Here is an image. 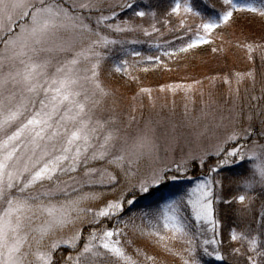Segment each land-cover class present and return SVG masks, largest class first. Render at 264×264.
Returning a JSON list of instances; mask_svg holds the SVG:
<instances>
[{
  "label": "snow or ice",
  "instance_id": "obj_1",
  "mask_svg": "<svg viewBox=\"0 0 264 264\" xmlns=\"http://www.w3.org/2000/svg\"><path fill=\"white\" fill-rule=\"evenodd\" d=\"M218 3L0 0V264H264V144L252 139L264 137V83L213 150L141 173L159 145L147 126L121 134L106 78L135 80L217 39L211 51L225 52L232 41L217 30L264 21V0ZM260 41L235 44L264 65ZM245 81L255 89L254 68L235 74L237 101ZM246 163L242 194L223 197V173ZM193 167L207 172L189 184ZM218 205L234 213L226 238Z\"/></svg>",
  "mask_w": 264,
  "mask_h": 264
},
{
  "label": "rangeland",
  "instance_id": "obj_2",
  "mask_svg": "<svg viewBox=\"0 0 264 264\" xmlns=\"http://www.w3.org/2000/svg\"><path fill=\"white\" fill-rule=\"evenodd\" d=\"M155 3L163 9L167 7L169 0H155ZM240 26L264 30V21L242 16L231 28L217 30L223 34L225 40L232 41L231 44L223 45L225 52L211 51L220 44L217 39L213 44L202 45L190 53L181 54L185 57L183 60L172 59L162 67L148 66L147 72L135 71V80L121 74L106 77L116 90L114 111L121 134L134 138L147 126L159 145V159L145 157L140 161L141 173L150 171L157 163L179 160L190 151L213 150L232 128L236 111L242 108L247 114L250 110L247 97L259 94L260 86L264 83V74L257 73L256 64L248 60L246 52H240L243 49H236V36L243 35L239 32ZM253 68L256 87L253 90L251 82L245 81L240 86V99L237 101L233 92L237 87L235 74ZM225 78L231 84L225 83ZM122 82H125L124 85H121ZM175 85H190L191 88L181 87L173 91L172 86ZM142 88L149 89L150 94L142 93ZM103 115L106 117L108 113ZM242 123L244 127L248 126L247 120ZM253 127L259 130V123L256 122ZM205 128L208 131L197 139L194 133ZM252 139L264 144V137L257 135ZM244 167H247V163ZM206 172V168L193 167L189 173L192 184L198 182V178H204ZM167 264H178V261L169 257Z\"/></svg>",
  "mask_w": 264,
  "mask_h": 264
},
{
  "label": "trees",
  "instance_id": "obj_3",
  "mask_svg": "<svg viewBox=\"0 0 264 264\" xmlns=\"http://www.w3.org/2000/svg\"><path fill=\"white\" fill-rule=\"evenodd\" d=\"M197 2H199V0H197ZM215 2L217 4V7H219L218 0H215ZM240 27L241 28H238L239 32L243 33V35H237L236 38L238 37L241 40H243L245 37H247L249 42L252 40H255L258 43L261 42L260 37L264 36V30H261L259 28H247L245 26H240ZM247 29H249V30H247ZM135 47L145 51L146 54L149 53V49H148L147 45H136ZM235 47L238 51H240L242 49V48L237 47L236 44H235ZM208 52H211V51L209 50ZM240 52H243V54H245L244 50H241ZM119 55H123V53H120ZM184 58H185L184 56H180L178 58V61L183 60ZM168 61L169 60L165 58L164 63H168ZM255 64H256V68H257L256 69L257 73L259 75L264 74V65H262L260 58H259V55L256 56ZM149 67H150V65H149ZM119 82H120V79H119ZM124 83L125 82H122L121 85H124ZM247 169H248V163H247V167H238V166L233 167L232 166L230 171H226L225 173H223V175H225L229 178L228 180L225 181V186H224V189L221 193V195L223 197L232 198L233 196H238L239 194H242L240 188L237 186L236 183H234V181L239 179V177L241 175L247 174ZM186 183L192 184L193 182L187 181ZM218 207L221 209L220 214H221V219L223 222V232H224V236L226 238L228 235V230L233 224L234 213H233V210L229 209L227 205H218ZM234 207H236V206H234ZM86 232H87V229L85 230V233Z\"/></svg>",
  "mask_w": 264,
  "mask_h": 264
},
{
  "label": "bare ground",
  "instance_id": "obj_4",
  "mask_svg": "<svg viewBox=\"0 0 264 264\" xmlns=\"http://www.w3.org/2000/svg\"><path fill=\"white\" fill-rule=\"evenodd\" d=\"M165 64V63H164Z\"/></svg>",
  "mask_w": 264,
  "mask_h": 264
}]
</instances>
